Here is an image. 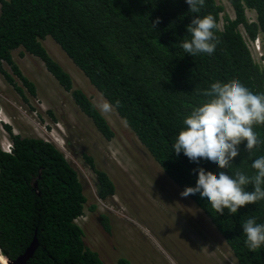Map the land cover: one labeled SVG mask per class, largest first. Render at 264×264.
<instances>
[{
	"label": "trees",
	"instance_id": "obj_1",
	"mask_svg": "<svg viewBox=\"0 0 264 264\" xmlns=\"http://www.w3.org/2000/svg\"><path fill=\"white\" fill-rule=\"evenodd\" d=\"M226 1L234 11L233 18L221 16L224 8L218 0H205L196 14L189 11L185 0H0V75L25 99L22 88L3 68L8 65L34 96V84L14 64L12 52L20 48L39 58L101 135L112 139L114 133L103 115L82 90L74 88L70 74L43 46L42 41L49 37L113 105L182 191L195 187L198 171L194 170L201 167L217 175L240 171L252 176L251 164L264 156V143L249 153L246 141L242 142L239 155L226 169L203 159L198 164L191 162L172 147L185 127L184 118L208 99L202 93L212 83L236 79L253 93H264V0ZM246 10L255 13V21H248ZM196 15L215 18L213 31L218 41L212 55L193 57L180 47L189 35L187 25ZM157 18L160 23L153 28ZM254 40L260 42L258 50ZM4 128L12 152L0 148V253L13 262L36 238L37 247L25 264H105L97 252L85 246L84 231L76 223L87 203L76 171L52 143L16 135L7 125ZM254 131L264 141V125L254 126ZM85 160L96 175L98 198L114 195L115 186L107 173L97 170L91 158ZM246 190L254 189L249 185ZM188 197L223 238L236 264H264V246L251 252L242 229L249 218L264 224V200L245 205L236 214L225 209L219 215L199 193ZM118 264L130 263L120 258Z\"/></svg>",
	"mask_w": 264,
	"mask_h": 264
},
{
	"label": "rangeland",
	"instance_id": "obj_2",
	"mask_svg": "<svg viewBox=\"0 0 264 264\" xmlns=\"http://www.w3.org/2000/svg\"><path fill=\"white\" fill-rule=\"evenodd\" d=\"M230 18L234 11L226 0H218ZM248 21L255 13L246 10ZM222 26V21L220 22ZM246 39V35L242 30ZM247 43L251 44L249 40ZM43 46L97 105L106 101L51 38ZM250 49L255 61L258 55ZM262 53V52H261ZM14 64L34 84L35 95H29L8 65L17 87L0 75V148L10 142L4 126L22 137L48 141L64 155L76 171L87 203L76 223L83 229V242L99 254L105 264H118L127 258L133 264H236L227 244L208 218L152 159L146 149L113 109L102 114L114 133L107 140L90 118L75 104L47 71L44 63L22 49L12 52ZM85 157L92 159L114 182L116 193L110 199L97 196L96 175ZM95 206V211H90ZM106 220V229L99 217Z\"/></svg>",
	"mask_w": 264,
	"mask_h": 264
},
{
	"label": "clouds",
	"instance_id": "obj_3",
	"mask_svg": "<svg viewBox=\"0 0 264 264\" xmlns=\"http://www.w3.org/2000/svg\"><path fill=\"white\" fill-rule=\"evenodd\" d=\"M191 13H199L205 0H185ZM160 23L157 18L152 27ZM216 21L212 15L194 16L187 25L188 38L180 47L186 54L212 55L216 49L218 38L214 33ZM256 50L260 48L259 40H254ZM208 99L200 106L192 108L184 120L183 127L172 145L174 152H181L191 161L200 160L213 162L219 169L230 168L231 162L239 155V145L246 141V150H252L264 141L258 138L254 126L264 125V93H253L239 80L233 79L227 83L215 82L203 91ZM119 102L117 101V105ZM102 114L113 110V105L107 101L97 105ZM255 175L247 176L236 171L229 176L224 171L213 174L198 168V179L195 187H186L180 193L182 197L199 193L206 198L211 208L223 215L236 214L238 209L256 204L264 200V156L254 159L251 164ZM252 185V191L247 186ZM246 236L245 245L251 252H256L264 246V224L257 223L255 218H249L242 223Z\"/></svg>",
	"mask_w": 264,
	"mask_h": 264
},
{
	"label": "water",
	"instance_id": "obj_4",
	"mask_svg": "<svg viewBox=\"0 0 264 264\" xmlns=\"http://www.w3.org/2000/svg\"><path fill=\"white\" fill-rule=\"evenodd\" d=\"M37 247V240L36 238L33 239V242L31 243V245L27 248V250L25 251V253L20 256L17 260L11 262L9 261L6 257H4L2 254V256L7 260L8 264H25L29 258H31V256L33 255L35 249ZM1 264V263H0Z\"/></svg>",
	"mask_w": 264,
	"mask_h": 264
},
{
	"label": "flooded vegetation",
	"instance_id": "obj_5",
	"mask_svg": "<svg viewBox=\"0 0 264 264\" xmlns=\"http://www.w3.org/2000/svg\"><path fill=\"white\" fill-rule=\"evenodd\" d=\"M54 79H55V78H54ZM112 182H113V181H112ZM113 184H114V182H113ZM95 186H96V191H97V187H98L97 179H96V182H95ZM114 186H115V184H114ZM115 193H116V187H115ZM115 193H114V194H115ZM112 196H114V195H112ZM112 196H109V197L106 198V199H110ZM106 199H105V200H106ZM99 221L102 223L103 226H105V222H106V220L103 219L102 216L99 217ZM126 260H128L130 264H133V261H130V260L127 259V258H126Z\"/></svg>",
	"mask_w": 264,
	"mask_h": 264
},
{
	"label": "built area",
	"instance_id": "obj_6",
	"mask_svg": "<svg viewBox=\"0 0 264 264\" xmlns=\"http://www.w3.org/2000/svg\"><path fill=\"white\" fill-rule=\"evenodd\" d=\"M1 150L5 153L11 154L12 152V143L11 142H7L6 144H4V146L1 148Z\"/></svg>",
	"mask_w": 264,
	"mask_h": 264
},
{
	"label": "bare ground",
	"instance_id": "obj_7",
	"mask_svg": "<svg viewBox=\"0 0 264 264\" xmlns=\"http://www.w3.org/2000/svg\"><path fill=\"white\" fill-rule=\"evenodd\" d=\"M0 263L1 264H8L7 260L1 255V253H0Z\"/></svg>",
	"mask_w": 264,
	"mask_h": 264
}]
</instances>
